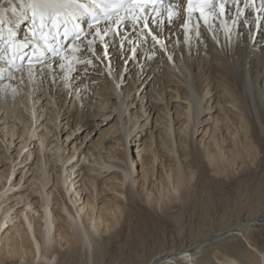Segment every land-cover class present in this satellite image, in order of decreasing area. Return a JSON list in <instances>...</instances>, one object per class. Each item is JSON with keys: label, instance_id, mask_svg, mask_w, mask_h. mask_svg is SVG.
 Instances as JSON below:
<instances>
[{"label": "bare ground", "instance_id": "bare-ground-1", "mask_svg": "<svg viewBox=\"0 0 264 264\" xmlns=\"http://www.w3.org/2000/svg\"><path fill=\"white\" fill-rule=\"evenodd\" d=\"M168 2L178 3L181 8L180 18L172 25L167 24L166 14L161 17L149 13L150 20L154 17L155 21H165L159 28L155 22L149 27L159 33L161 44L166 47L162 48L160 44L153 47L150 36L144 43L139 28L131 20L121 22L101 39L94 33L96 28L103 29L109 23L105 22L91 30L93 35L85 36V44L89 40L95 41L94 54L85 53L93 61L92 65H87V74L83 70L84 64H76L75 70L67 73L66 80L65 71L57 66L66 61L58 58L53 62L46 56L45 62L52 67L44 72L37 71L43 67L41 65L27 68L22 74L10 75L8 59L0 58L2 106H12L15 110V92L23 90L24 101L18 104L25 106L26 101L29 106L25 111L32 118L23 129V135L35 137L32 127L39 117L45 116L43 121L47 118L46 122L40 125L46 135L55 140L54 143L47 141L44 146V137L38 138V148L27 150L16 170L12 164L25 151L27 139H23L22 146L13 155L8 153L7 146L0 149V264H51L62 251L85 249L91 252L95 238L106 234L118 221L123 212L121 205L136 200L134 192L137 188L144 191V197L140 195L145 199L143 204L154 208L163 202L164 194L166 197L178 196L183 180L180 177L181 182L178 181V173H190V167L196 171L200 168L201 174L215 171L222 160L226 161L225 156L232 155L231 144L244 153L253 148L258 132L264 136V20L256 19L264 16V12L245 9L240 26H232L229 22V39L220 21L209 30V25L197 21L199 14L193 15L186 31L180 27L188 18L183 13L184 0ZM16 6L20 7L18 3ZM259 6L257 0L254 8ZM9 7L5 0H0V9ZM240 7L243 8V4ZM8 17L12 18L10 12ZM26 17H29L28 22H25ZM225 19L228 17H221V21ZM244 20L248 23L243 24ZM79 22L87 33L89 29L83 25L86 17ZM197 23L198 29L194 28ZM8 27L15 33V44L8 45L6 27L5 40H0V47H7L8 57L15 56L17 60L23 52L27 54V45L35 46L29 38L33 30L31 14ZM17 44L25 47L17 51ZM124 49H127L126 53H123ZM123 74H128L129 82L124 91L121 90ZM41 94L49 100L44 103L41 113L38 112L39 116H35ZM131 94L137 96L134 105L139 109L136 112H130L133 103L127 102ZM50 104L53 111L47 108ZM92 104L105 106L103 111L100 108L103 112H99L103 114L101 120L99 114L94 113L97 109L91 111ZM60 113H63L64 125L75 128L74 131L81 127L97 129L115 121L99 141L90 139L85 143L90 132L79 143L77 136L74 142L66 143L73 133H67L61 141ZM151 122L154 133L158 131L161 136L158 128L162 127L164 134L154 147L156 136L150 131V142L140 153L143 158L137 154L131 158L127 128L133 123L137 131L142 132ZM231 133L235 136L227 137ZM225 140L233 141L227 144ZM161 147L166 149L165 154L160 152ZM78 149L81 150L76 154ZM119 150L124 152L125 160L118 157ZM156 162H159L156 170L158 188L150 181L155 175ZM13 175L14 180L3 192ZM156 192L162 197L160 201L155 198ZM140 197L138 200L141 201ZM23 206L29 209L23 210ZM252 227H264V211L231 228L206 235L188 247L153 255L142 264H192L195 251L228 238L234 239L235 243L225 251L214 253L217 264H264V241L254 239L249 232ZM238 237L244 239L246 247L241 245Z\"/></svg>", "mask_w": 264, "mask_h": 264}, {"label": "rangeland", "instance_id": "rangeland-1", "mask_svg": "<svg viewBox=\"0 0 264 264\" xmlns=\"http://www.w3.org/2000/svg\"><path fill=\"white\" fill-rule=\"evenodd\" d=\"M28 20V17H26L25 22ZM126 51L127 49H124L123 53H126ZM127 75L128 74H123V83L121 84L122 91L128 89L129 87ZM18 90L15 92L16 94L13 101V106L15 104L16 106L14 107H17L15 109L16 112L13 110L14 108L12 106L11 108L13 109L10 107H3V104L0 101V149H4L7 146L10 149L8 153L13 155L16 150L22 146L21 142L23 139H27V143H25V151L21 154L19 159H17L12 164V167L15 166V170L20 163L19 161L21 157L26 153L27 150L35 151L38 148V138L44 137L45 140L42 139L44 146H46L48 143L47 141H53L52 143L55 141L50 137V135H46L45 129L42 127V125H40V123L42 124L46 122L47 118L43 121L45 116L39 117L37 121L36 118L33 120L36 121V123L35 125L33 124L34 126L32 127L31 132L35 135V137L31 138L23 135V129H25L28 124L32 122V118H30L29 114L25 111L29 104L25 101L27 105H20L21 100L24 101V93L23 90ZM40 98V102L36 104L37 114L35 113V116H39L41 109L46 104V101L49 100L48 96L43 97L42 94L40 95ZM129 98L130 99L127 101L128 104L133 103L134 105L137 102V96L135 94H131ZM19 101L20 103L18 104ZM172 104H174V102H172ZM50 105H47V108L48 110L53 111L54 107ZM94 105L95 104H92L93 107H91V111H95L97 109V113H94L97 115L99 114L98 118L101 120L103 118V114L101 113H103V107L105 106ZM132 106L130 107V112H136L138 106L136 107V105H134L135 108L134 106L132 108ZM11 110L15 113L10 112ZM100 111L101 113H99ZM76 114L77 110L75 112V115ZM62 115L63 113H60L58 119V121H60V131L62 132L60 134L61 141L65 139L67 133L68 135H70L71 132L73 133L72 136L70 135V138L66 143H68L70 140L74 142L75 140L73 139L76 136L79 138L76 139L77 143H79L81 142V139L84 138V135L90 132L91 135L89 134L85 143L90 139L92 141L95 140V142L99 141L102 134H104V131L110 126L113 127L115 121V119H113L108 122L107 125H103L97 129H93V127L83 129L81 127L76 128L74 131L75 128L69 129L64 125L65 120L62 119ZM156 115L157 114L155 113L153 119ZM153 119L151 121H153ZM139 122L142 123V121ZM129 127L127 130L130 132L128 141L131 142V158H134L136 154L143 158V155L141 154L144 152L145 146L150 142V131H152V136H156L153 138L154 147L164 134L162 127L158 128L159 131H161V136L158 131L154 133V130H152L154 123L152 122L147 127V129H145V127L142 132H138L137 126L135 127L133 123H131ZM44 133L47 137L44 136ZM234 136L235 133H231L227 137L233 138ZM263 137L260 136L258 132L256 139L258 142L256 141L253 143V148L244 153L240 151L238 147H233V144H231L233 151L231 153L232 155L230 156L233 159L230 161L231 157L225 156L226 161L222 160L218 169L208 174H201L200 168H198L196 171L192 167L189 168L193 170L192 172L190 170V173L187 171V173L183 174L178 173V181H182V190H180L178 196H176V198L172 196L166 197L167 195L165 196L163 193V202L154 208H150L147 203L143 204V201L145 200L143 198L144 191L141 192L140 188H137V191L134 192L135 195L137 194V197H135L137 201L135 200L133 203H125L124 205H121L123 212L118 221L114 223V226L106 234L98 235L95 238L96 242L93 247V251L89 252L85 249H80L74 252L68 250L62 251L61 256L57 257L55 260H52L51 264H142L153 255L188 247L201 240L206 235L226 230L237 224L243 223L249 218L256 217L264 211ZM48 138L51 139L49 140ZM1 139H3V141ZM230 141L232 142L233 140H225L227 144ZM70 146L71 144L68 145L69 148ZM119 147L121 149L123 148L122 145H119ZM46 148L48 150L49 147ZM81 149H78L76 154H78ZM120 151L121 150H119L118 157L121 160H125L124 152ZM165 151L166 149L164 147L160 148L161 153L165 154ZM78 157L79 160L80 156ZM75 158L73 160H75ZM164 158L166 159L167 157ZM233 162L235 163L234 165H232ZM158 163L159 162H156L155 164V175L150 178L151 184L153 183L155 188L160 186H158L159 183L156 182V178L158 177L156 174V170H158L157 167H159ZM134 170H136V167ZM188 173L189 175L192 174L191 177L188 175ZM14 177V175L11 176V178L7 181V185L3 192L8 189V186L10 182L14 180ZM180 177L183 178V180H181ZM134 178L138 180L137 176H134ZM164 181L165 179H163V182ZM99 182L102 181L100 180ZM140 195L143 197H140ZM139 197L141 201L138 200ZM155 198L160 201V198L162 197L158 194V192H156ZM21 208L23 210L29 209L27 206H23ZM12 218L13 221L16 220L14 215ZM262 228L252 227V229L249 231L253 235L254 239L258 242L264 241V233ZM237 240L243 247L247 246L242 237H238ZM233 243H235L234 239L228 238L216 245L198 249L192 254V264H217L214 258V253L227 250V248L232 247ZM238 257L241 258V255H238ZM181 264H185V262H182Z\"/></svg>", "mask_w": 264, "mask_h": 264}, {"label": "snow or ice", "instance_id": "snow-or-ice-1", "mask_svg": "<svg viewBox=\"0 0 264 264\" xmlns=\"http://www.w3.org/2000/svg\"><path fill=\"white\" fill-rule=\"evenodd\" d=\"M5 2L10 7L8 9H0V40H5L4 31L7 27V43L10 46L15 44V33L8 26L18 23L20 18L30 13L33 24L32 43L35 45L36 50L41 51V55L36 58L35 62L43 65L37 71L44 72L45 69L52 67V64L45 62L44 52H47L51 54L49 59H52L53 62H55L57 57L60 61H66V63L60 62L57 64L62 71H65L66 80L67 73L75 70L76 64L85 65L83 69L85 74H87V65L93 64L92 59L85 53L93 52L94 54L92 46L95 41L89 40L85 44L81 36L83 29L79 21L85 17L89 20V31L84 34L85 36L93 35L91 30L94 25L100 24L101 21L109 23H106L103 29L96 28L94 35L103 39V36H107L121 22L131 20L134 26L139 28V34L143 37L144 43L148 42V37L150 36L153 47L156 44H160L164 48L166 45L161 44L159 33L149 27V25L151 22H155L156 28H159L160 24L165 21L163 19L155 21L154 17L150 20L149 13L151 12L155 16L161 17L166 14L167 24L172 25L180 18L181 12L178 3H166V0H15V2L14 0H5ZM256 2L257 0H187V7L183 11L188 13V18L180 24V27L185 28L187 31L189 29V21L195 13H199L197 21L202 20L206 25H209V30L217 21H220L228 34V38L231 39V27H228L229 22L232 26H240L242 23L241 17L244 15L245 9L253 8L255 11L264 12V0H259L260 6L258 9L254 8ZM17 3L20 5L19 8L16 6ZM241 4H243V8L240 7ZM226 5L232 7L225 8ZM233 11L234 15H232ZM9 12L12 18L8 17ZM223 16H227L228 19L221 21ZM256 19L258 21L264 20V16H258ZM247 23V20L243 21V24ZM194 28L198 29L199 23L194 25ZM199 35L200 33L197 31V36ZM213 39H215V35H213ZM41 42L43 45L42 49ZM23 47H25L23 44L15 45L17 51ZM8 52L9 49L7 47H0V58H7L9 64H13L15 56L9 58ZM32 62L30 59L29 63ZM110 70L109 65V72ZM31 71L30 69L29 72L31 73ZM2 78L0 76V79ZM53 81L55 82V76H53ZM65 87H67V84H65Z\"/></svg>", "mask_w": 264, "mask_h": 264}]
</instances>
